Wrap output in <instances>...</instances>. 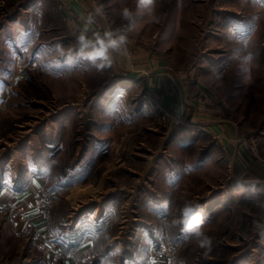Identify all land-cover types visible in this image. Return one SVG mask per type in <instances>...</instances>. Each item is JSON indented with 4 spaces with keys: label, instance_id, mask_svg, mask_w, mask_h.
I'll list each match as a JSON object with an SVG mask.
<instances>
[{
    "label": "rangeland",
    "instance_id": "obj_1",
    "mask_svg": "<svg viewBox=\"0 0 264 264\" xmlns=\"http://www.w3.org/2000/svg\"><path fill=\"white\" fill-rule=\"evenodd\" d=\"M91 2L107 32L127 37L102 69L82 54L83 33L64 19L59 0H0L3 164L15 152L18 167L25 153L53 142L48 231L97 233L90 264H145L162 244L174 264H264V0ZM143 53L181 82L187 115L163 104L169 83L154 93L121 86L120 77L141 73ZM63 111L68 129L56 120ZM210 120L232 126L233 141L213 140ZM96 203L104 205L97 217ZM189 204L204 220L199 237L174 223ZM72 207L90 217L77 228L67 225L78 216ZM6 216L0 264L43 259L35 228L16 234ZM205 237L210 251L200 246Z\"/></svg>",
    "mask_w": 264,
    "mask_h": 264
},
{
    "label": "crops",
    "instance_id": "obj_2",
    "mask_svg": "<svg viewBox=\"0 0 264 264\" xmlns=\"http://www.w3.org/2000/svg\"><path fill=\"white\" fill-rule=\"evenodd\" d=\"M81 1L83 2V4H88L89 0H81ZM69 23L73 29L82 31L83 36L86 35L87 31L85 29L79 28L76 25V23L73 21ZM136 61L140 64V67L143 70L139 71L141 73H138L137 75L133 73V75L131 74V75H126L124 77H120L121 79H119V82L121 86L122 87L125 86L127 92L129 90L131 91L138 88V86L141 87L143 86V88H146L147 91L154 93L155 91L158 90V87L160 86L161 83L162 84L163 82L169 83L172 92L168 95H164L163 104L169 111H171L172 115L174 116H183L182 113L184 112H186L187 115V113L189 112V108L186 107L189 104H187L186 97L184 96V92L182 91V87L180 84L181 82L179 83V81H177L175 74L171 71H168L165 68H162L159 59L153 55H149L148 53L141 54ZM144 104H146L145 101ZM64 111L58 115L56 120L59 126L60 125L62 127L65 126L68 129L69 125L67 122L68 117L66 116L67 112ZM109 115L110 113L108 111V115L106 117H108ZM209 115L210 113L206 112L204 117L208 119ZM207 124L211 125L212 127L214 126V129L215 130L217 129V131L223 135L222 137L223 143H228L229 141L230 142L233 141L234 134L236 131L232 126H229L226 123L223 124L218 121H211V123L207 122ZM54 148L55 145L53 144V142L51 143L48 142L43 147H41V149L38 150L36 154H33L32 151H30L31 153H25L28 156L24 158L20 163H18V167H14V165L13 166L11 165L14 159L16 158L15 152H12L8 158V161L11 160V163L6 161V163L3 164V161L5 160L3 158H0V215L1 213H3V209L1 208L2 201L26 202L28 200H32L33 193L35 190L41 188L47 190V188H49L50 183L52 182L51 181L52 178H50V174H51L53 157L55 153ZM31 149L32 148H30V150ZM22 152H27V151H25V149L24 150L22 149ZM84 158L80 160L81 163L84 162L85 160ZM60 175L61 176H60L59 184L60 185L67 184V181H64L66 179H63L65 178V175H63V173H61ZM54 189L56 190V188ZM103 206L104 205H102L101 203L99 204L96 203V205L94 206L93 211L94 214H96V217L99 214V213L97 214L98 210H100L101 207ZM74 209L75 208L72 207V210ZM88 211L91 212V208H89ZM48 212H49L48 217L45 215L44 218L43 217L38 219L36 218L37 219V221L35 222L36 226H45L47 229L51 227L50 217L53 216L51 215L50 210ZM74 212L78 216L75 219H69V223L67 224L69 228H73L72 224H74L76 228L80 227V225L83 222L87 221L90 218L85 208L81 210L75 209ZM87 215H88V219H86ZM100 220L101 219H99L98 221ZM6 222L7 224H9V227L11 226V229L13 230L14 227H12V224L10 223L7 216H6ZM2 228L3 226H0V230L3 231L4 229ZM55 229L56 228L54 227L51 232L52 234L49 233L50 237L65 252L67 253L69 252L70 254L76 256H81L86 253H91L94 255L96 253V249H97L96 240L98 236L97 233H95L94 231L92 233L91 232L87 233L80 239L77 236H73L71 234L66 235L65 233H57ZM13 231L16 232L15 229ZM28 232L17 231L16 234L24 233L26 235ZM149 235L151 241L150 239H148L147 241L148 243L153 242L152 245L155 247L154 242L157 240L158 235L157 233L154 232L149 233ZM37 246H39L38 243ZM41 251L43 252L42 253L43 259L40 258V261H34L32 264H59V263L66 264V262L62 258H57L54 255L55 253L52 252L49 253L48 251H46V249L43 248H41ZM152 264H159V263L152 262ZM160 264H168V262L166 260H163L161 261Z\"/></svg>",
    "mask_w": 264,
    "mask_h": 264
},
{
    "label": "built area",
    "instance_id": "obj_3",
    "mask_svg": "<svg viewBox=\"0 0 264 264\" xmlns=\"http://www.w3.org/2000/svg\"><path fill=\"white\" fill-rule=\"evenodd\" d=\"M59 1L64 19L69 22L73 21L79 28L85 29L87 31L84 36L86 39L94 40L97 34L103 36L107 32V28L109 27L108 25L106 26L105 21L103 22V15L92 4L91 0L88 1V4H83L81 0ZM123 48L125 47H120L118 51L122 52ZM210 133H212L213 140L223 143V135L220 132L211 128ZM52 191L54 190L37 189L33 193L32 200L26 202L2 201L1 208L6 211L8 219L16 231L24 232L31 229V227L35 228L34 240L39 244V247L46 249L49 253H55L54 255L57 258H62L66 264L93 263V254L86 253L81 256H76L69 252L67 253L51 239L48 229L45 226H36L35 222L37 219L43 217L47 211V207L51 202ZM166 247V244H162L161 250L157 251L155 249L156 251H152L149 254L146 264H152V262L161 263L163 260H166L168 264H174L173 255Z\"/></svg>",
    "mask_w": 264,
    "mask_h": 264
},
{
    "label": "clouds",
    "instance_id": "obj_4",
    "mask_svg": "<svg viewBox=\"0 0 264 264\" xmlns=\"http://www.w3.org/2000/svg\"><path fill=\"white\" fill-rule=\"evenodd\" d=\"M141 5H149L152 0H139ZM123 15L125 19L130 18L131 13L128 9H124ZM81 51L85 58L92 62L100 61L97 68H104L111 64V57L109 50H118L126 44L127 37L123 34H114L112 32H105L103 36L97 34L94 40L86 39L83 35L80 37ZM182 225V232L190 233L195 232L199 237L202 233L199 231L200 226L204 223L201 212L199 211L198 204L186 205L180 214V219L174 221ZM211 241L205 237L200 241L201 247H206L210 251ZM207 255V253H205Z\"/></svg>",
    "mask_w": 264,
    "mask_h": 264
}]
</instances>
